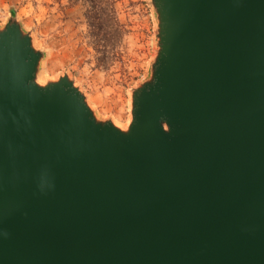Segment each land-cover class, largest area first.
<instances>
[{"label": "water", "instance_id": "1", "mask_svg": "<svg viewBox=\"0 0 264 264\" xmlns=\"http://www.w3.org/2000/svg\"><path fill=\"white\" fill-rule=\"evenodd\" d=\"M125 127L0 25V264H264V0H149Z\"/></svg>", "mask_w": 264, "mask_h": 264}, {"label": "rangeland", "instance_id": "2", "mask_svg": "<svg viewBox=\"0 0 264 264\" xmlns=\"http://www.w3.org/2000/svg\"><path fill=\"white\" fill-rule=\"evenodd\" d=\"M77 0H0V25L14 14L44 51L38 81L67 73L100 118L125 127L131 89L146 79L156 51L155 19L149 0H114L120 29H108V56L99 61ZM114 45V49L111 46Z\"/></svg>", "mask_w": 264, "mask_h": 264}, {"label": "trees", "instance_id": "3", "mask_svg": "<svg viewBox=\"0 0 264 264\" xmlns=\"http://www.w3.org/2000/svg\"><path fill=\"white\" fill-rule=\"evenodd\" d=\"M83 4V17L87 25V33L89 35L92 48L95 53L98 54L99 61L107 62L108 57H112L114 50L108 54L109 40L107 34L108 29L116 27L120 29V24L115 15V9L113 7L114 0H77ZM114 49V45L111 44ZM101 61V62H102Z\"/></svg>", "mask_w": 264, "mask_h": 264}]
</instances>
